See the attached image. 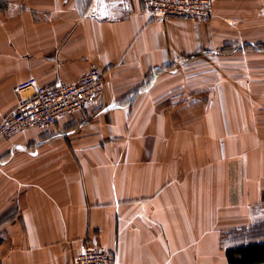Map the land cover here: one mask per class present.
Masks as SVG:
<instances>
[{"label": "crops", "instance_id": "crops-1", "mask_svg": "<svg viewBox=\"0 0 264 264\" xmlns=\"http://www.w3.org/2000/svg\"><path fill=\"white\" fill-rule=\"evenodd\" d=\"M208 22L140 0H0V121L31 91L103 76L96 103L0 140V264H228L264 225V0Z\"/></svg>", "mask_w": 264, "mask_h": 264}, {"label": "built area", "instance_id": "built-area-1", "mask_svg": "<svg viewBox=\"0 0 264 264\" xmlns=\"http://www.w3.org/2000/svg\"><path fill=\"white\" fill-rule=\"evenodd\" d=\"M129 5L132 0H121ZM144 11L158 20H190L208 22L212 15L211 0H140ZM103 76L92 68L73 84L60 80L48 86L37 85L28 79L17 86L19 93L31 91L20 104L0 121V140L30 129L53 126L66 114L96 103L102 91ZM73 264H118L116 255L83 241Z\"/></svg>", "mask_w": 264, "mask_h": 264}, {"label": "trees", "instance_id": "trees-1", "mask_svg": "<svg viewBox=\"0 0 264 264\" xmlns=\"http://www.w3.org/2000/svg\"><path fill=\"white\" fill-rule=\"evenodd\" d=\"M252 230L249 234L246 231L239 233L240 238L235 239L236 242H248L226 250L228 264H264V225Z\"/></svg>", "mask_w": 264, "mask_h": 264}, {"label": "snow or ice", "instance_id": "snow-or-ice-1", "mask_svg": "<svg viewBox=\"0 0 264 264\" xmlns=\"http://www.w3.org/2000/svg\"><path fill=\"white\" fill-rule=\"evenodd\" d=\"M100 2L102 3L103 0H100ZM248 241H244V240H241L239 242H236V241H226L224 244H223V247L225 248H231V247H236V246H239V244L241 243H246Z\"/></svg>", "mask_w": 264, "mask_h": 264}]
</instances>
